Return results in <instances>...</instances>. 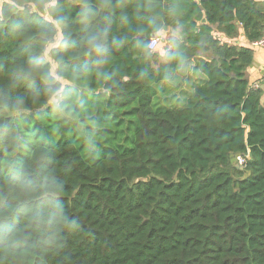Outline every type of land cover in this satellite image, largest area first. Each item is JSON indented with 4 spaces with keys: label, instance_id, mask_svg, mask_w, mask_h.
Returning <instances> with one entry per match:
<instances>
[{
    "label": "trees",
    "instance_id": "trees-1",
    "mask_svg": "<svg viewBox=\"0 0 264 264\" xmlns=\"http://www.w3.org/2000/svg\"><path fill=\"white\" fill-rule=\"evenodd\" d=\"M263 31L264 0H0V264H264Z\"/></svg>",
    "mask_w": 264,
    "mask_h": 264
},
{
    "label": "rangeland",
    "instance_id": "rangeland-1",
    "mask_svg": "<svg viewBox=\"0 0 264 264\" xmlns=\"http://www.w3.org/2000/svg\"><path fill=\"white\" fill-rule=\"evenodd\" d=\"M60 40V34L57 33V35L55 36V39L53 40V42L47 47L45 53H44V59L46 60L47 59V53L48 51L52 48V47H55L58 42ZM165 40H166V37H164L163 39L160 38V44L158 45V51L162 52L161 50L165 48L166 44H165ZM47 61H49L47 59ZM50 62V61H49ZM50 65H51V72L53 73L54 72V69H55V65L50 62ZM189 75H187L186 71H185V74H184V71L183 73H179L177 74V76L172 80V81H167V82H161L159 84L156 85V90H157V93H158V99L155 100V104H156V107L157 108H175V107H180L182 105H184V101L186 99V95H188L191 90L190 88L188 89L187 85L189 84L190 80H189ZM188 80V81H187ZM187 81V82H186ZM173 82L175 83H182L184 84L185 83V92L186 94H182L180 97H173V99L171 98V86L175 85ZM169 98V101H166L167 99Z\"/></svg>",
    "mask_w": 264,
    "mask_h": 264
},
{
    "label": "crops",
    "instance_id": "crops-1",
    "mask_svg": "<svg viewBox=\"0 0 264 264\" xmlns=\"http://www.w3.org/2000/svg\"><path fill=\"white\" fill-rule=\"evenodd\" d=\"M168 32H163L162 37H165V35ZM224 42H227L229 44H233L234 42H237L241 46L249 47L250 45L246 43L244 38L242 36H239L236 39L233 40H227L225 38H222ZM251 48V46L249 47ZM253 49L254 52V58L251 66L247 69V78L251 81V83H259L261 81V78L264 74V49Z\"/></svg>",
    "mask_w": 264,
    "mask_h": 264
},
{
    "label": "built area",
    "instance_id": "built-area-1",
    "mask_svg": "<svg viewBox=\"0 0 264 264\" xmlns=\"http://www.w3.org/2000/svg\"><path fill=\"white\" fill-rule=\"evenodd\" d=\"M157 42H158V39L155 38V37H152L150 39V42H149V46L148 48L150 50H154L156 45H157ZM251 48H254V49H264V31H263V34H262V38L260 40H258L257 42H254L251 44ZM261 83H262V86H264V74L261 78ZM261 84L259 83H254L252 84V87L253 88H257L259 87ZM236 163L239 164V165H242L244 163V160L242 157L238 156L236 157Z\"/></svg>",
    "mask_w": 264,
    "mask_h": 264
},
{
    "label": "water",
    "instance_id": "water-1",
    "mask_svg": "<svg viewBox=\"0 0 264 264\" xmlns=\"http://www.w3.org/2000/svg\"><path fill=\"white\" fill-rule=\"evenodd\" d=\"M137 37H138V38H139V37H143V35H141V36H137ZM144 181H148V179L146 178Z\"/></svg>",
    "mask_w": 264,
    "mask_h": 264
}]
</instances>
